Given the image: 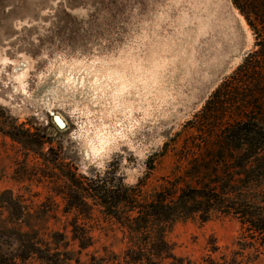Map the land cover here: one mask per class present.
<instances>
[{
	"label": "rangeland",
	"instance_id": "rangeland-1",
	"mask_svg": "<svg viewBox=\"0 0 264 264\" xmlns=\"http://www.w3.org/2000/svg\"><path fill=\"white\" fill-rule=\"evenodd\" d=\"M244 19L231 0H0V264H264V241L235 217L157 226L172 262L140 256L145 236L124 216L71 207L75 174L152 195L213 173L201 160L237 113L202 111L254 50ZM110 73L129 85L124 112H110Z\"/></svg>",
	"mask_w": 264,
	"mask_h": 264
},
{
	"label": "trees",
	"instance_id": "trees-1",
	"mask_svg": "<svg viewBox=\"0 0 264 264\" xmlns=\"http://www.w3.org/2000/svg\"><path fill=\"white\" fill-rule=\"evenodd\" d=\"M231 3L252 29L254 50L203 108L202 115L237 113V119L218 134L217 149L201 160L217 165L213 173L201 168L199 183L174 187V192L164 188L152 195L142 192L140 184L125 186L107 172L91 179L74 175L72 209L78 211L90 200L113 219L124 216V232L145 236L143 243L133 244L145 258L154 253L159 257L164 251L166 259L177 262L165 244L164 232L156 228H170L198 213L205 214L204 221L214 214L235 217L251 240L264 241V0ZM139 222L142 227L135 230Z\"/></svg>",
	"mask_w": 264,
	"mask_h": 264
},
{
	"label": "bare ground",
	"instance_id": "bare-ground-1",
	"mask_svg": "<svg viewBox=\"0 0 264 264\" xmlns=\"http://www.w3.org/2000/svg\"><path fill=\"white\" fill-rule=\"evenodd\" d=\"M180 55H181V54H180ZM177 57H178V55L176 56V59H177ZM172 60H173V58H172ZM172 60H171V61H172ZM162 61H163V60H162ZM177 61H178V60H177ZM156 62H157V61H156ZM167 62H168V60H167ZM158 63H159V62H158ZM168 63H169V62H168ZM165 64H166V63H165ZM150 65H151V64H150ZM158 65H159V64H158ZM151 66H152V65H151ZM153 66H154V65H153ZM175 66H176V65H175ZM149 67H150V66H149ZM161 67H162V66H161ZM166 67H167V66H166ZM172 67H173V66H172ZM172 67L170 66V69H171ZM61 68H62V67H61ZM66 68H67V67H66ZM127 68H128V67H127ZM150 68H151V67H150ZM167 68H168V67H167ZM173 68H174V67H173ZM75 69H76V68H75ZM81 69H82V68H81ZM119 69H120V68H119ZM121 69H122V68H121ZM129 69H130V68H129ZM156 69H157V68H156ZM163 69H164V68H162V71H163ZM65 70H66V69H65ZM72 70H73V69H72ZM72 70H71V71H72ZM106 70H107V69H106ZM114 70H115V69H114ZM127 70H128V69H127ZM158 70H159V69H158ZM164 70H165V69H164ZM56 71H57V70H56ZM121 71H122V70H121ZM135 71H136V70H135ZM145 71H146V70H145ZM176 71H177V69H176ZM64 72H65V71H64ZM74 72H75V71H74ZM115 72H116V71H115ZM127 72H128V71H127ZM141 72H142V71H141ZM166 72H167V70H166ZM169 72H170V71H169ZM171 72H172V71H171ZM171 72H170V73H171ZM66 73H67V72H66ZM78 73H79V72H78ZM89 73H90V72H89ZM92 73H93V72H92ZM128 73H129V72H128ZM132 73H133V72H132ZM137 73L139 74L140 72H137ZM137 73H136V74H137ZM150 73H151V72H150ZM163 73H164V71H163ZM173 73H174V72H173ZM83 74H84V73H83ZM85 74H86V73H85ZM102 74H103V73H102ZM110 74H111V73H110ZM110 74H109V75H110ZM133 74H134V73H133ZM158 74H159V73H158ZM60 75H62V74H60ZM63 75H64V74H63ZM111 75H112V74H111ZM115 75H116V74H115ZM173 75H174V74H173ZM175 75H176V74H175ZM67 76H69V75H67ZM86 76H87V75H86ZM99 76H100V75H99ZM123 76H124V75H123ZM137 76H138V75H137ZM140 76H141V74H140ZM148 76H149V75H148ZM158 76H159V75H158ZM163 76H164V75H163ZM165 76H166V75H165ZM77 77H79V76H77ZM81 77H82V76H81ZM84 77H85V76H84ZM91 77H92V75H91ZM119 77H120V76H119ZM125 77H126V76H125ZM161 77H162V76H161ZM161 77H160V78H161ZM79 78H80V77H79ZM87 78H88V77H87ZM101 78H102V77H101ZM101 78H100V79H101ZM169 78H170V77H169ZM81 79H82V78H81ZM81 79H80V80H81ZM85 79H86V78H85ZM88 79H90V78H88ZM105 79H106V78H105ZM105 79H104V81H105ZM109 79H110V81H113V87H112V89H110V91H109V93H110V97L108 96V97L110 98V101H111V105H110V107L112 108V109H111L112 111H110V112H115V111L119 112V111H123V110H125L127 107H125L124 104L120 102L119 97H121V94H122L125 90H127L126 88H127L129 85L126 84V82H124L121 78H118V77H116V76L113 77V75H112ZM130 79H131V77H130ZM152 79H153V78H152ZM156 79H157V78H156ZM162 79H163V78H162ZM172 79H173V78H172ZM66 80H67V79H66ZM92 80H93V78L91 79V83L93 82ZM132 80H133V79H132ZM144 80H145V79H144ZM147 80H148V79H147ZM71 81H72V80H71ZM82 81H83V80H82ZM104 81H103V82H104ZM135 81H136V83H138V82H137V81H138L137 79H136ZM140 81H141V80H140ZM140 81H139V83L141 84V88L147 85V83H146V85H143V86H142V83H143V82L141 83ZM142 81H143V78H142ZM148 81H149V80H148ZM150 81H151V80H150ZM154 81H156V80H154ZM154 81H153V82H154ZM144 82H145V81H144ZM165 82H166V81H165ZM80 83H81V82H80ZM80 83H79V84H80ZM82 83H83V82H82ZM84 83H85V82H84ZM86 83H87V82H86ZM131 83H132V82H131ZM155 83H156V82H155ZM157 83H158V82H157ZM162 83H163V81H162ZM72 84H73V83H72ZM76 84H77V82H76ZM79 84H78V85H79ZM87 84H88V83H87ZM103 84H104V83H103ZM167 84H168V83H167ZM170 84H171V83H170ZM74 85H75V83H74ZM82 85H83V84H82ZM91 85H93V84H91ZM149 85H150V82H149ZM154 85H155V84H154ZM157 85H158V84H157ZM66 86H67V85H66ZM80 86H81V84H80ZM80 86H78V87H80ZM106 86H107V85H106ZM109 86H110V83L108 84V87H109ZM135 86H136V85H135ZM147 86H148V85H147ZM155 86H156V85H155ZM160 86H161V85H160ZM163 86H164V85H163ZM74 87H76V86H74ZM85 87H87V86H85ZM85 87H84V88H85ZM139 87H140V86H139ZM71 88H72V87H71ZM81 88H82V87H81ZM88 88H90V87H88ZM148 88H150V87H148ZM160 88H161V87H160ZM171 88H172V87H171ZM66 89H67V87H66ZM138 89H139V88H138ZM143 89H145V88H143ZM143 89H142V90H143ZM169 89H170V88H169ZM63 90H64V88H63ZM72 90H73V89H72ZM82 90H83V88H82ZM149 90H151V89H149ZM153 90H154V89H153ZM165 90H166V89H165ZM165 90H164V91H165ZM172 90H173V89H172ZM172 90H171V91H172ZM70 91H71V90H70ZM89 91H90V89H89ZM103 91H104V92L102 93L101 100H103V98L105 97V94L107 93V92H106L107 90H105V88L103 89ZM135 91H136V89H135ZM138 91H139V90H138ZM155 91H156V90H155ZM155 91H154V92H155ZM158 91H160V90H158ZM162 91H163V89H162ZM61 92H62V91H61ZM64 92H65V91H64ZM84 92H85V90H84ZM86 92H88V90H87ZM91 92H92V91H91ZM141 92H142V91H141ZM141 92H139V96H140V93H141ZM143 92H145V91H143ZM81 93H82V92H81ZM94 93H95V92H94ZM94 93H93V94H94ZM126 93H127V92H126ZM136 93H137V91H136ZM148 93H149V92H148ZM67 94H68V92H67ZM85 94H86V93H85ZM85 94H83V95H85ZM123 94H124V93H123ZM142 94H143V93H142ZM159 94H161V93L158 92V95H159ZM163 94H164V93H163ZM163 94H162V95H163ZM63 95H64V94H63ZM80 95H82V94H80ZM80 95H79V96H80ZM90 95H91V94H90ZM108 95H109V94H108ZM134 95H135V94H134ZM146 95H147V94H145V97H146ZM148 95H149V94H148ZM150 95H151V94H150ZM150 95H149V96H150ZM156 95H157V94H156ZM67 96H68V95H67ZM86 96H87V94H86ZM88 96H89V95H88ZM124 96H125V94H124ZM139 96H137V98H139ZM151 96H152V95H151ZM55 97H56V96H55ZM60 97H62V96H60ZM81 97H82V96H81ZM83 97H84V96H83ZM122 97H123V96H122ZM127 97H128V94H127ZM127 97H126V98H127ZM129 97H130V96H129ZM143 97H144V96H143ZM66 98H68V97H66ZM91 98H92V97H91ZM109 98H108V99H109ZM134 98H135V97H134ZM137 98H136V99H137ZM152 98H153V97H152ZM152 98H151V100H152ZM141 99H142V96H141ZM144 99H145V98H144ZM149 99H150V98H149ZM84 100H85V99H84ZM88 100H89V99H88ZM122 100H123V99H122ZM126 100L128 101V99H126ZM105 101H106V99H105ZM127 101H126V102H127ZM130 101L132 102L131 99H130ZM137 101H138V100H137ZM88 102H89V101H88ZM103 102H104V101H103ZM106 102H107V101H106ZM122 102H124V101H122ZM140 102H141V101H140ZM143 102H144V101H143ZM149 102H150V101H149ZM149 102H148V103H149ZM95 103H96V102H95ZM107 103H108V102H107ZM132 103H134V101H133ZM132 103H131V104H132ZM144 103H145V102H144ZM99 104H100V106H101V101L99 102ZM99 104H98V105H99ZM109 104H110V103H109ZM109 104H108V105H109ZM127 104H130V102H128ZM139 104H140V103H139ZM142 104H143V103H142ZM142 104H140V105L142 106ZM125 105H126V103H125ZM136 105H138V104H136ZM126 106H128V105H126ZM131 106H132V105H131ZM138 106H139V105H138ZM146 106H147V105H146ZM101 107H102V106H101ZM103 107H104V106H103ZM105 107H106V106H105ZM105 107H104V108H105ZM110 107H109V108H110ZM127 109H128V108H127ZM106 111H108V110H106ZM123 112H124V111H123ZM113 114H114V113H113ZM105 139H106V138H105ZM100 143L102 144V142H100ZM107 143H109V142H107ZM102 145H103V144H102ZM105 146H106V145H105ZM86 148H87L86 150H87L88 154L90 153L91 156L94 155V154H96V152H98V150H99V149H94L92 146H90V144H89L88 147H87V145H86ZM95 148H96V147H95ZM103 148H104V147H100V150L103 149ZM90 154H89V155H90Z\"/></svg>",
	"mask_w": 264,
	"mask_h": 264
},
{
	"label": "snow or ice",
	"instance_id": "snow-or-ice-1",
	"mask_svg": "<svg viewBox=\"0 0 264 264\" xmlns=\"http://www.w3.org/2000/svg\"><path fill=\"white\" fill-rule=\"evenodd\" d=\"M57 122L61 124V126H63L62 122L59 121V118H57Z\"/></svg>",
	"mask_w": 264,
	"mask_h": 264
}]
</instances>
